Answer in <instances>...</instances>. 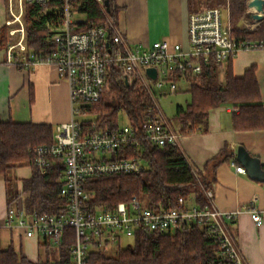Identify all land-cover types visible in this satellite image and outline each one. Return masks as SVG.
Returning a JSON list of instances; mask_svg holds the SVG:
<instances>
[{"label":"built area","instance_id":"1","mask_svg":"<svg viewBox=\"0 0 264 264\" xmlns=\"http://www.w3.org/2000/svg\"><path fill=\"white\" fill-rule=\"evenodd\" d=\"M74 1L17 0L16 13L14 0H8L12 17L6 20V25H17L10 29V35L17 39L6 48L0 46V53L5 51L9 63L14 61L29 69L38 64L56 66L69 84L72 111L70 120L55 127V142L40 145L34 151V163L42 170L51 158L63 160L65 170L60 192L66 198L67 210L58 214L38 213L30 211L26 205L15 204L8 208L3 226L22 228L27 237H45L53 246L59 245L64 230L71 227L75 230L72 264H84L90 247L121 246L125 238L134 240L137 230L166 233L178 230L184 224H195L201 230L209 228L218 252L228 258L225 264H246L224 219V215L231 216L236 212L220 210L210 188H203L207 199L204 207L196 203L195 196L193 203L180 197L175 206L160 208L143 206L133 197L127 203L119 202L111 211L89 214L86 206L90 193L83 185L89 178L102 174H140L144 169L141 158L112 157L119 149L138 147L143 138L153 145L179 147L181 133L163 113L157 97L181 89L190 91L201 84L203 70L212 61L217 63L222 81L228 60L242 50L264 49V39L244 40L233 34L228 0L227 6L203 7L190 12L187 46L168 37L147 45H132L109 17L106 23L77 30V22L73 20ZM96 1L105 7L104 0ZM253 1L247 0L241 18L242 29L253 30L264 22V0H261L262 9L251 5ZM27 5H45L49 15L46 28L51 32L54 49L43 57L30 51L26 44L22 17ZM225 7L227 20L223 13ZM112 66L121 71L128 83L135 82L152 103L139 128L127 119V123L113 131L107 128L82 130L79 121L88 106L101 100ZM148 68L156 69V77L149 75ZM224 108L230 112L237 110L233 105ZM77 114L81 117L77 118ZM236 170L246 172L241 166H236ZM193 171L200 180L201 169L193 168ZM249 212L256 223L262 222L259 210L253 208Z\"/></svg>","mask_w":264,"mask_h":264},{"label":"trees","instance_id":"2","mask_svg":"<svg viewBox=\"0 0 264 264\" xmlns=\"http://www.w3.org/2000/svg\"><path fill=\"white\" fill-rule=\"evenodd\" d=\"M110 1V10L96 0H75L76 12L84 13L86 19L77 23V30H87L117 18L115 0ZM208 7L218 6L221 0H206ZM247 0H230V15L233 34L244 40L264 39V22L253 30L240 26ZM190 11L193 9L189 0ZM201 9V8H200ZM24 18L29 23L26 44L30 51L43 57L54 49L52 35L46 28L49 15L45 5H28ZM124 75L112 66L108 85L99 102L84 111L80 120L82 130H117L124 114L135 128H139L145 111L151 105L150 98L141 92L135 82L128 83ZM255 66L247 69L243 76L233 73L232 58L228 60L224 79L219 80L217 63L212 61L203 70L201 84L189 91L191 101L176 106L179 131L191 133L206 131L210 110L222 105H233L232 126L238 131L264 130V103ZM93 124L95 127L93 128ZM55 127L48 123L0 121V176L20 164L32 167V174L23 181V190L28 192L25 205L30 211L58 214L67 210L66 198L61 194L65 165L61 158H51L42 170L34 163L35 149L40 145L55 142ZM232 153L223 149L212 162L210 173ZM138 157L143 160L140 174H102L89 178L83 188L90 193L86 210L89 214L111 211L119 202H129L136 197L141 205L149 208L175 206L180 197L195 201L201 207L207 204L203 188L209 189V175L201 172L200 180L193 171L182 150L177 146L153 145L143 138L138 147L119 149L114 158ZM75 230H64L59 247V259L32 262L13 245L2 248L0 242V264H72V248ZM209 228L201 230L195 224H184L173 232L155 233L137 230L132 244L117 246L108 253L106 247H90L84 264H225L227 257L220 255ZM42 245H50L44 237Z\"/></svg>","mask_w":264,"mask_h":264},{"label":"crops","instance_id":"3","mask_svg":"<svg viewBox=\"0 0 264 264\" xmlns=\"http://www.w3.org/2000/svg\"><path fill=\"white\" fill-rule=\"evenodd\" d=\"M115 25L132 45H147L168 37L184 46L188 44L187 23L189 0H115ZM0 58V121L48 123L53 127L71 118L70 88L67 79L53 64H38L26 68L7 61L5 51ZM2 56V57H1ZM233 73L243 76L255 66L264 103V49L242 50L232 59ZM218 106L210 110L206 131L181 133L179 148L192 168L209 175L214 201L225 212L228 230L234 236L246 264H264V179L262 174H250L237 159L239 146L259 160L264 171V130L238 131L232 126V112ZM179 129V127H178ZM227 149L232 157L219 163L212 175V159ZM234 152V153H233ZM236 166L246 172H238ZM32 174V167L20 164L0 176V242L2 248L13 245L32 262L59 259V247L42 245L44 238L27 237L22 228L3 226L11 205H25L28 192L23 181ZM194 202V197L189 199ZM260 211L262 222L256 223L249 212Z\"/></svg>","mask_w":264,"mask_h":264},{"label":"rangeland","instance_id":"4","mask_svg":"<svg viewBox=\"0 0 264 264\" xmlns=\"http://www.w3.org/2000/svg\"><path fill=\"white\" fill-rule=\"evenodd\" d=\"M222 2L218 5V6H227L228 5V0H221ZM193 9L198 10L200 8H203L205 6H207V2L206 0H191ZM28 6V5H27ZM26 6V8H27ZM25 8V10H26ZM190 9V6H189ZM13 10L17 13L18 12V3L17 0H14L13 2ZM191 12V11H190ZM223 13H224V17L227 20V9L226 7L223 9ZM25 15V14H24ZM11 14L9 12V5H8V0H0V46L1 47H8V45L10 43H13L17 37L16 36H12L10 35V29H12L14 26H17L16 24L13 26H9L6 25V20L11 19ZM189 18V16H188ZM86 19V15L84 13H78L74 12L73 14V20L75 22H83ZM22 21H23V25L25 28V32L27 33V27L29 25V23L26 21V19L24 18V16L22 17ZM241 25V22H240ZM187 32H188V23H187ZM189 33V32H188ZM187 33V35H188ZM2 57V56H1ZM191 94L189 91H187L186 89H181L178 90V92L176 93H167L159 95L157 97L159 106L161 108V110L163 111V113L166 115V117L172 122V124L174 125V127L178 128L179 124L178 121L176 120V106L177 105H186L187 102L191 101ZM81 116H78L77 114V118H80ZM125 115L122 114L121 116V124H125L127 123V119H125ZM193 201V199L190 200ZM133 240L132 239H123L121 242V246L125 247L128 244H132ZM117 246H108L106 247L108 253H113L115 252ZM111 253V254H112Z\"/></svg>","mask_w":264,"mask_h":264},{"label":"water","instance_id":"5","mask_svg":"<svg viewBox=\"0 0 264 264\" xmlns=\"http://www.w3.org/2000/svg\"><path fill=\"white\" fill-rule=\"evenodd\" d=\"M104 5L107 10H110V1L104 0ZM251 5H257L259 9H262L263 2L261 0H254ZM256 18H260V16L256 15ZM147 72L150 76L153 78L156 77V69L154 68H148ZM234 153V152H233ZM236 157L239 161H241L247 168V171L251 174H262V179H264V171L262 168H260L259 160L257 158L251 157L249 153L247 152L246 148L244 146H239L236 152Z\"/></svg>","mask_w":264,"mask_h":264}]
</instances>
